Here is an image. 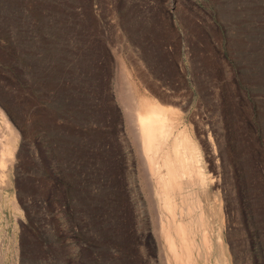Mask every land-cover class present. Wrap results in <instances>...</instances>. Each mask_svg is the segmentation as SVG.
<instances>
[{"label": "rangeland", "instance_id": "374dc122", "mask_svg": "<svg viewBox=\"0 0 264 264\" xmlns=\"http://www.w3.org/2000/svg\"><path fill=\"white\" fill-rule=\"evenodd\" d=\"M0 264H264V0H0Z\"/></svg>", "mask_w": 264, "mask_h": 264}, {"label": "bare ground", "instance_id": "6f19581e", "mask_svg": "<svg viewBox=\"0 0 264 264\" xmlns=\"http://www.w3.org/2000/svg\"><path fill=\"white\" fill-rule=\"evenodd\" d=\"M127 79V77L125 78ZM129 79V78H128ZM128 82V81H127ZM128 88H130L129 93L128 94H131V95H134V90L132 89V87L130 86H127ZM132 92V93H131ZM134 97V96H133ZM138 98V97H137ZM137 98H134L136 101ZM143 102V101H141ZM134 103V102H133ZM137 103V102H136ZM135 103V104H136ZM139 105V103H138ZM152 105V104H150ZM168 111V110H167ZM134 112H135V115H134V120L136 121V124H137V128H138V132H140L138 135L140 136V139L138 141H141V145H142V151H144V154L142 155L143 158L146 157V160L144 159L143 161L146 163H148L147 166H149V169L152 170L154 173L158 170H157V163H158V148L157 146H159V141H162V140H169V138L172 139V152L174 154L175 157V160L177 158V160L179 161V164H184L182 163L181 161L185 162L183 159H184V154H186L185 150L182 149V147L184 146V144L186 143H189L190 140H188V136L186 135V133L184 132H179L176 134L173 133V128H174V124L169 125L168 123V116L166 115V112L164 113L163 110H161L159 107H155V104L154 106H149V105H140V106H137L135 107L134 105ZM172 112V111H171ZM170 113V112H169ZM168 113V115H169ZM134 114V113H133ZM174 114V113H173ZM172 116V115H171ZM174 120H175V117H173ZM172 117L169 118L170 119H173ZM176 119H177V116H176ZM173 120V121H174ZM4 123V122H3ZM173 123V122H172ZM175 123V122H174ZM174 134V135H172ZM13 140V139H12ZM15 140V139H14ZM189 141V142H188ZM183 144V145H181ZM189 145H191V143H189ZM188 145V148H189V152L187 154L190 153V151H192L191 149V146ZM16 147V146H15ZM187 148V147H186ZM184 148V149H186ZM195 150V149H194ZM13 152L12 149H8V152L7 150L3 152V155L2 157L7 153H11ZM193 154H195L194 156L195 157H198L196 156V153L195 152H191ZM13 154V153H12ZM10 156V155H9ZM190 157V156H188ZM186 158V157H185ZM168 159L165 157V160ZM189 159V158H188ZM192 159V158H190ZM3 160V159H2ZM173 161V160H172ZM192 161V160H191ZM190 161V162H191ZM3 162V161H2ZM177 162V161H175ZM189 162V161H187ZM4 163V162H3ZM145 163V164H146ZM164 163V162H163ZM186 163V162H185ZM168 168H170V164H172L170 162V159L167 160L166 162ZM175 164V163H174ZM177 164V163H176ZM180 164V166H181ZM160 165V164H159ZM178 165V164H177ZM3 166V165H2ZM146 166V167H147ZM176 166V165H175ZM175 166L173 167L175 169ZM187 166V165H186ZM145 167V168H146ZM148 168V167H147ZM181 168V167H180ZM185 168V167H183ZM182 168V170H183ZM187 168V167H186ZM189 168V167H188ZM179 169V168H178ZM191 169V168H190ZM169 170V169H168ZM186 170V169H184ZM149 171V170H148ZM191 172V170H190ZM169 173V172H168ZM167 173V174H168ZM180 173V175L182 176V174H185L184 171H181V172H176V170H174V175H177ZM162 174V173H161ZM160 174V175H161ZM146 175V174H144ZM165 175V174H164ZM179 175V176H180ZM164 177H169V176H164ZM162 175L159 176L157 175V179L159 181L160 184H163L164 188H163V191H164V195L162 196V199L164 200V208L166 209L165 211L167 212H170L173 211L174 209V204H173V200H174V197L173 195L170 193L171 189H169L167 186L168 185V182L165 180ZM204 178V177H203ZM206 179V178H205ZM166 181V182H165ZM171 184V183H170ZM150 185V184H149ZM159 190V189H157ZM143 203V202H142ZM206 203V202H205ZM207 207V206H206ZM149 208H152V207H149ZM175 211V210H174ZM175 214V213H174ZM209 214V213H208ZM160 218H161V222H162V225H161V228L160 230L162 229L164 231V233L168 232V234H171L169 232V227L166 225V223L164 222V214L161 213L160 214ZM155 220V219H154ZM159 220V219H158ZM156 221V220H155ZM157 223V222H156ZM159 223V222H158ZM157 229V228H156ZM208 229V228H207ZM155 230V229H154ZM208 231V230H207ZM204 236V235H203ZM218 241V244H220L219 242V239L217 240ZM216 241V242H217ZM169 243H170V246L172 249H174L176 252H179V248H178V245L177 243L174 241V238H169ZM189 249V247H188ZM223 247H221V251H223Z\"/></svg>", "mask_w": 264, "mask_h": 264}]
</instances>
